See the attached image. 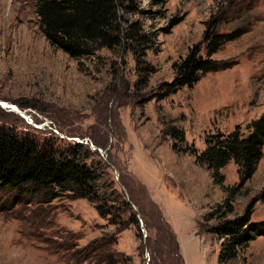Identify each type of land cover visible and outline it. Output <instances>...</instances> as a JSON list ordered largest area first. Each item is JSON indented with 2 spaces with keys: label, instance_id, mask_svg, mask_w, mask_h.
Here are the masks:
<instances>
[{
  "label": "rangeland",
  "instance_id": "obj_1",
  "mask_svg": "<svg viewBox=\"0 0 264 264\" xmlns=\"http://www.w3.org/2000/svg\"><path fill=\"white\" fill-rule=\"evenodd\" d=\"M119 1L122 25L150 41L73 58L42 33L36 0H0V100L17 107H0V131L64 156L82 144L83 160L100 164L99 191L121 194L139 225L118 201L112 220L87 198L45 202V191L0 187V264H107L90 251L107 236H116L113 264H264V236L221 262L214 231L249 207L252 221L264 220V146L246 182L234 160L222 168L228 191L197 162L208 136L246 131L264 112V0ZM215 18L225 33L250 26L213 55L228 67L167 93L174 62ZM233 189L235 211L224 217Z\"/></svg>",
  "mask_w": 264,
  "mask_h": 264
},
{
  "label": "trees",
  "instance_id": "obj_2",
  "mask_svg": "<svg viewBox=\"0 0 264 264\" xmlns=\"http://www.w3.org/2000/svg\"><path fill=\"white\" fill-rule=\"evenodd\" d=\"M121 10L119 0H36L42 33L52 46L73 58L95 54L102 47L115 49L121 46L123 40L135 39L140 44L149 42L148 36L141 34L134 25L130 30L122 25ZM219 22L216 18L209 20L202 40L174 62L175 78L165 83L167 93L176 92L183 86L193 87L205 73L228 67L229 61L214 59L213 55L226 42L249 31L250 26H239L225 33L219 31ZM173 135L182 141L185 139L182 130H175ZM263 146L264 112L247 124L246 131L237 126L230 133L219 132L208 136L206 148L197 155V162L212 170L215 183L223 185L221 170L230 160H234L243 183L255 173ZM81 147L82 144H76L75 150L64 156L50 147L42 150L34 139L19 140L12 133L0 131V187L30 189L40 194L45 191V202H51L64 193L75 198H87L95 204L102 217L110 215L112 220L115 213L110 202L118 201L126 206L128 221L139 225L136 212L121 194L117 191H99L98 181L103 178L100 164L89 165L83 160L78 153ZM224 189L228 191L227 187ZM233 191L219 205L225 209L224 217L235 211ZM262 195L264 197V191ZM252 209L249 207L245 214L218 223L214 231L223 238L219 253L221 262L236 259L252 240L264 236V220L252 221ZM97 241L90 251L97 253L98 261L115 263L117 252L112 245L116 243V236Z\"/></svg>",
  "mask_w": 264,
  "mask_h": 264
},
{
  "label": "bare ground",
  "instance_id": "obj_3",
  "mask_svg": "<svg viewBox=\"0 0 264 264\" xmlns=\"http://www.w3.org/2000/svg\"><path fill=\"white\" fill-rule=\"evenodd\" d=\"M0 107H3V108H5V109H12L13 111L14 110H17L16 108V106H14V104H11V103H9V102H5V101H2V100H0Z\"/></svg>",
  "mask_w": 264,
  "mask_h": 264
},
{
  "label": "built area",
  "instance_id": "obj_4",
  "mask_svg": "<svg viewBox=\"0 0 264 264\" xmlns=\"http://www.w3.org/2000/svg\"><path fill=\"white\" fill-rule=\"evenodd\" d=\"M44 124V123H43ZM43 126H45V125H43ZM46 126H48V127H50V124L48 125V124H46Z\"/></svg>",
  "mask_w": 264,
  "mask_h": 264
},
{
  "label": "crops",
  "instance_id": "obj_5",
  "mask_svg": "<svg viewBox=\"0 0 264 264\" xmlns=\"http://www.w3.org/2000/svg\"><path fill=\"white\" fill-rule=\"evenodd\" d=\"M180 250H181V248H180Z\"/></svg>",
  "mask_w": 264,
  "mask_h": 264
}]
</instances>
